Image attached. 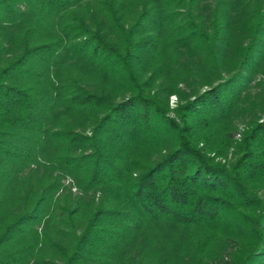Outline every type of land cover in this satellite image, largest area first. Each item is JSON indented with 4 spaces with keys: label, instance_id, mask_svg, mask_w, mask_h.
<instances>
[{
    "label": "trees",
    "instance_id": "16d2710c",
    "mask_svg": "<svg viewBox=\"0 0 264 264\" xmlns=\"http://www.w3.org/2000/svg\"><path fill=\"white\" fill-rule=\"evenodd\" d=\"M0 264H264V0H0Z\"/></svg>",
    "mask_w": 264,
    "mask_h": 264
},
{
    "label": "rangeland",
    "instance_id": "374dc122",
    "mask_svg": "<svg viewBox=\"0 0 264 264\" xmlns=\"http://www.w3.org/2000/svg\"><path fill=\"white\" fill-rule=\"evenodd\" d=\"M177 103H178V97L177 96H172L171 100H170V107H171L172 110H174L177 107ZM169 116L171 118H175V114L172 113V112L169 113ZM232 158H233V156H232V154H230L229 159H232Z\"/></svg>",
    "mask_w": 264,
    "mask_h": 264
}]
</instances>
